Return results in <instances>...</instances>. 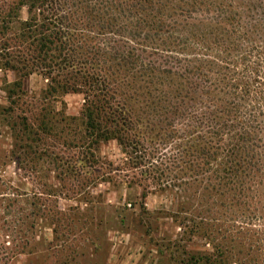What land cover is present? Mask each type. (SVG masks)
I'll list each match as a JSON object with an SVG mask.
<instances>
[{
	"label": "trees",
	"instance_id": "1",
	"mask_svg": "<svg viewBox=\"0 0 264 264\" xmlns=\"http://www.w3.org/2000/svg\"><path fill=\"white\" fill-rule=\"evenodd\" d=\"M0 1L8 86L39 73L48 95L83 94L95 145L163 131L161 144L186 142L190 167L222 166L229 181L264 169V0Z\"/></svg>",
	"mask_w": 264,
	"mask_h": 264
},
{
	"label": "rangeland",
	"instance_id": "2",
	"mask_svg": "<svg viewBox=\"0 0 264 264\" xmlns=\"http://www.w3.org/2000/svg\"><path fill=\"white\" fill-rule=\"evenodd\" d=\"M2 79L0 264H124L115 232L132 230L156 264H264V169L243 164L229 181L222 166L190 167L186 142L161 144L163 131L143 146L130 130L124 146L95 145L83 94L68 93L73 116L41 78L21 90Z\"/></svg>",
	"mask_w": 264,
	"mask_h": 264
},
{
	"label": "crops",
	"instance_id": "3",
	"mask_svg": "<svg viewBox=\"0 0 264 264\" xmlns=\"http://www.w3.org/2000/svg\"><path fill=\"white\" fill-rule=\"evenodd\" d=\"M0 76L6 77L8 82H14L15 74L13 72H7L6 74L0 70ZM39 77L41 78L43 84L40 91H45L48 88V80L40 74H31L28 78ZM4 80H0V84H2ZM0 91L3 92L2 89ZM32 91V90H31ZM76 94H66L64 96V100L68 102L70 98L75 96ZM80 96V95H78ZM73 100V99H72ZM66 112L68 115H79L80 111L77 107L70 102L66 105ZM131 206V204H129ZM136 210V209H134ZM115 247L118 249H122L121 255L122 258L120 261H123L124 264H156L154 262V253H152L149 249V244L147 243V238L142 240L141 233L137 230L132 231H116L115 232ZM138 234L139 237L136 235ZM120 255V257H121Z\"/></svg>",
	"mask_w": 264,
	"mask_h": 264
}]
</instances>
